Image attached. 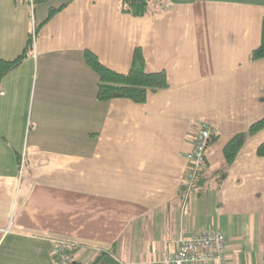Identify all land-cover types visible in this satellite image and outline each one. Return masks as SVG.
<instances>
[{
  "label": "crops",
  "instance_id": "1",
  "mask_svg": "<svg viewBox=\"0 0 264 264\" xmlns=\"http://www.w3.org/2000/svg\"><path fill=\"white\" fill-rule=\"evenodd\" d=\"M143 16L119 0H0V57L33 50L0 82V264H56L57 241L80 264H130L175 251L180 235L212 228L227 264L264 260V127L250 135L220 186L224 147L264 115V0H160ZM155 7V5H153ZM169 86L147 100L98 98L93 50L126 72L136 47ZM207 123L204 197L180 198L187 152ZM24 159V166L21 162ZM198 200L203 203L198 202Z\"/></svg>",
  "mask_w": 264,
  "mask_h": 264
},
{
  "label": "trees",
  "instance_id": "2",
  "mask_svg": "<svg viewBox=\"0 0 264 264\" xmlns=\"http://www.w3.org/2000/svg\"><path fill=\"white\" fill-rule=\"evenodd\" d=\"M29 3V0H23ZM47 0H35V3L46 2ZM120 9L123 12L130 13L135 16H143L155 12L159 8H163V2L160 0H119ZM65 4L57 7H51L47 17L35 23L34 30L29 32L26 44L21 52L13 58L0 57V82L6 74L13 68L18 66L25 58L29 56L33 50L34 36L41 29L43 24L47 22L55 13L63 8ZM155 5V7L153 6ZM264 57V13H263V32L261 43L253 49L251 53L252 59ZM85 59L87 63L98 73V98L101 100H110L116 97L130 98L136 102H144L147 100L148 94L151 91H156L169 86V80L166 71H147L145 68V55L141 47H136L133 54L131 67L128 71L122 72L105 65L98 55L91 49L85 50ZM264 127V115L251 124L248 130L241 131L235 134L224 147V154L227 159V165L219 170L214 179L218 186L221 185L226 177L229 166L235 160L239 150L244 145L247 138ZM216 139V135L212 134L209 144ZM257 152L259 155H264V141L258 146ZM207 163V162H206ZM206 166V165H205ZM204 166V167H205ZM204 167L197 171L191 187L189 188V179L185 175V179L181 184L180 198L187 202L192 195L204 197L206 195L208 185L211 180L206 178ZM191 168V165L189 169ZM71 251L73 247L70 245ZM72 264H80L73 261ZM94 264V263H90ZM264 264V260L262 262Z\"/></svg>",
  "mask_w": 264,
  "mask_h": 264
},
{
  "label": "built area",
  "instance_id": "3",
  "mask_svg": "<svg viewBox=\"0 0 264 264\" xmlns=\"http://www.w3.org/2000/svg\"><path fill=\"white\" fill-rule=\"evenodd\" d=\"M29 4L33 8L35 0H29ZM212 134L213 129L207 123H202L195 131L193 148L186 155L191 165L186 173L189 188L197 171L206 165V151ZM24 164L23 159L21 168ZM176 247L175 251L161 257L130 264H227V238L219 230L205 228L196 230L190 236L180 235L176 239ZM52 256L56 264L73 263L70 244L65 241L55 243Z\"/></svg>",
  "mask_w": 264,
  "mask_h": 264
},
{
  "label": "rangeland",
  "instance_id": "4",
  "mask_svg": "<svg viewBox=\"0 0 264 264\" xmlns=\"http://www.w3.org/2000/svg\"><path fill=\"white\" fill-rule=\"evenodd\" d=\"M198 202L203 203L202 201L198 200Z\"/></svg>",
  "mask_w": 264,
  "mask_h": 264
}]
</instances>
